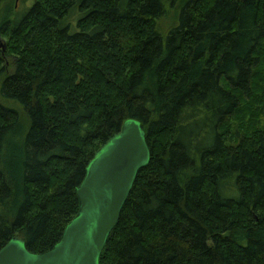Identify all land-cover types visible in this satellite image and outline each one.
Listing matches in <instances>:
<instances>
[{
    "label": "trees",
    "instance_id": "obj_1",
    "mask_svg": "<svg viewBox=\"0 0 264 264\" xmlns=\"http://www.w3.org/2000/svg\"><path fill=\"white\" fill-rule=\"evenodd\" d=\"M4 1L0 247L50 249L87 162L133 118L149 160L98 264H264V118L249 116L264 0Z\"/></svg>",
    "mask_w": 264,
    "mask_h": 264
},
{
    "label": "water",
    "instance_id": "obj_2",
    "mask_svg": "<svg viewBox=\"0 0 264 264\" xmlns=\"http://www.w3.org/2000/svg\"><path fill=\"white\" fill-rule=\"evenodd\" d=\"M148 160L139 122L125 119L87 162L75 188L77 212L64 225L59 240L45 252L31 253L21 239L12 237L0 247V264H98L135 175Z\"/></svg>",
    "mask_w": 264,
    "mask_h": 264
},
{
    "label": "rangeland",
    "instance_id": "obj_3",
    "mask_svg": "<svg viewBox=\"0 0 264 264\" xmlns=\"http://www.w3.org/2000/svg\"><path fill=\"white\" fill-rule=\"evenodd\" d=\"M18 1L19 2H24L25 0H18ZM8 2L11 5H13L14 0H8L7 2L5 0L3 2V5H2V10L8 8L7 7ZM30 2H32V0H26V4L27 5H29ZM176 5H178V4H175L172 7H168L166 5L164 14L156 21L157 27L162 33H164L167 30V28H169L170 26L175 24L177 10H178V6H176ZM12 9H13V7H12ZM10 12L12 13V10ZM11 13H9V14L11 15ZM3 40H4V38L0 37V43H2ZM11 60H12V55L9 56V62ZM10 69L11 68H8L6 71L9 72ZM258 79L259 80L257 82V88H253V92H254L253 93V97H255V100H259V99H262V98L264 99V60L262 61V68L260 67V72L258 74ZM242 100H244V99H242ZM0 102L9 104V102L3 101L1 99H0ZM241 103H243V101ZM241 105H243V104H241ZM252 105L254 107H253L252 111L250 112L249 116L256 117V118H260V117L264 118V108H262V104L260 102H258V101H255V102H253ZM240 112H241L240 115H242V117H243V119L241 121L242 122L246 121V119H247V111L244 112V111L240 110ZM235 123H236V121H235V117H234V120L230 119L228 125L229 124L230 125H234ZM231 129H232V127H231Z\"/></svg>",
    "mask_w": 264,
    "mask_h": 264
}]
</instances>
